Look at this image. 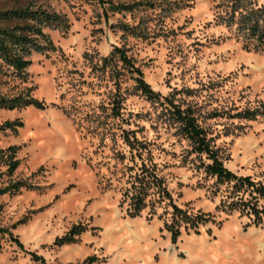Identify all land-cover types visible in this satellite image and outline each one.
Masks as SVG:
<instances>
[{"label":"rangeland","instance_id":"obj_1","mask_svg":"<svg viewBox=\"0 0 264 264\" xmlns=\"http://www.w3.org/2000/svg\"><path fill=\"white\" fill-rule=\"evenodd\" d=\"M215 1L0 0L2 9L29 4L67 21L65 30L42 27L53 49L30 54L24 79L0 71L1 93L31 86L44 105L0 108V121L22 122L0 132V147L18 145L11 179L37 185L0 194V224L10 231L0 233V264H40L33 254L51 264L88 256L89 264H264V213L254 220L224 202L251 200L250 188L203 171L208 160L163 98L190 106L227 168L264 182V118L236 114L264 101V52L241 46ZM114 45L158 100L136 89L119 60L103 64ZM141 162L160 183L135 210L122 193ZM174 206L187 217L176 218ZM73 225V241L54 242Z\"/></svg>","mask_w":264,"mask_h":264},{"label":"trees","instance_id":"obj_2","mask_svg":"<svg viewBox=\"0 0 264 264\" xmlns=\"http://www.w3.org/2000/svg\"><path fill=\"white\" fill-rule=\"evenodd\" d=\"M134 4L109 3L108 5L112 10H126ZM214 6L218 8V18L225 25L233 27L234 35L240 41L242 47L264 52V0L260 2L257 0H216ZM10 20H12L10 24L0 25V71L24 79L25 69L30 63V54L53 49V45L47 33L42 31V27L47 26L65 30L67 21L64 15L38 6L32 7L29 4L5 9L0 7V22ZM101 58L103 64L109 63L113 59L119 60L120 65L130 72L136 89L151 101L159 99V93L153 91L143 80L142 72L130 56L126 54L125 48L114 45L110 52ZM31 88V86H26L24 91L13 94L0 92V108L19 109L29 105L42 108L44 106L42 101L37 100L30 94ZM163 98L173 107L172 114L178 123V129L188 140L192 151L199 156L203 154L208 160L201 161L203 171L214 176L216 181H233V188H250L249 192H252L251 200H242L238 196V200L243 201L241 204L236 203L234 199L223 201L230 209L236 206L238 210H246L253 214L254 220L259 219L260 215L264 213V182L253 181L248 175H236L227 168L218 156L216 148L210 144L209 137L197 122L190 106L180 107L179 104L172 102L170 95H165ZM236 114L246 119H253L257 116L264 118V101H258L252 106L245 107ZM21 124L19 118L4 119L0 121V132L8 130L14 133ZM124 139L127 143L129 142L127 137H124ZM17 148L18 145L16 144L0 147V167L3 166V169H0V194L14 193L20 188L37 187V185L28 183L23 179H11L12 173L19 163V159L15 156ZM2 174L5 175V178L1 177ZM131 178L130 189L126 187L122 196L128 197L136 210L144 203L146 190L150 186L158 185L160 179L154 173L153 166L144 162H141ZM173 209L176 218L184 219L187 217L180 208L174 206ZM201 218L202 216L197 217V219ZM79 230V226L73 225L65 235L55 238L54 242H71L74 240V234L78 233ZM2 232L10 234L8 228L0 224V233ZM172 235H174V232ZM32 258L38 260L40 264H51L45 261L43 257L35 254L32 255ZM93 260V256H88L81 262L65 264H85V262L89 264Z\"/></svg>","mask_w":264,"mask_h":264}]
</instances>
